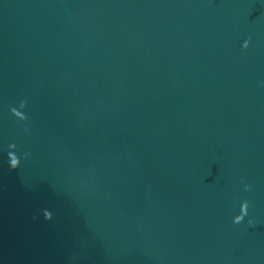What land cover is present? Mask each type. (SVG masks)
I'll use <instances>...</instances> for the list:
<instances>
[{"label":"water","instance_id":"water-1","mask_svg":"<svg viewBox=\"0 0 264 264\" xmlns=\"http://www.w3.org/2000/svg\"><path fill=\"white\" fill-rule=\"evenodd\" d=\"M0 264H264V0H0Z\"/></svg>","mask_w":264,"mask_h":264},{"label":"clouds","instance_id":"clouds-1","mask_svg":"<svg viewBox=\"0 0 264 264\" xmlns=\"http://www.w3.org/2000/svg\"><path fill=\"white\" fill-rule=\"evenodd\" d=\"M249 42H250V38H249V40L244 41L242 47L247 49L249 46ZM26 103H27L26 101H22L20 103V108H24ZM11 111L20 120H26L27 119V117L24 114L21 115L22 112L19 111L17 108H12ZM16 147L17 146L15 144L9 145L10 149H16ZM28 156H29V153L24 154L25 159H27ZM8 157H9V159H8L9 167L13 170L17 169L20 165V158L15 154L14 151H9ZM244 187L246 190L250 188V186L247 184H245ZM248 209H249V201L243 200L240 204V212H239V214L234 216L233 223L234 224H240L244 220V217L247 215ZM51 218L52 217H45V219H48V220H50ZM252 222L253 221L251 219H249V224H251Z\"/></svg>","mask_w":264,"mask_h":264}]
</instances>
